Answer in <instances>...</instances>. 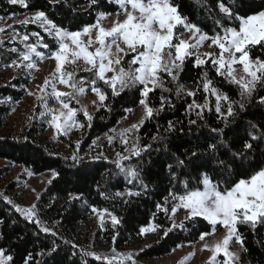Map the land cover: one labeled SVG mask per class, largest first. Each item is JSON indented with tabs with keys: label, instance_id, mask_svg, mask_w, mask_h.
<instances>
[{
	"label": "trees",
	"instance_id": "obj_1",
	"mask_svg": "<svg viewBox=\"0 0 264 264\" xmlns=\"http://www.w3.org/2000/svg\"><path fill=\"white\" fill-rule=\"evenodd\" d=\"M220 2L221 0H171L173 5L178 6L182 16L187 17L189 22L209 35L219 30L218 19L225 26L239 27L238 20L229 21L219 12ZM222 2L234 14L242 17L264 10V0H222ZM27 4L28 7L24 8L20 5H9L7 0H0V17H12L13 14L14 17H19L43 11L57 27L74 32L93 24L100 13L113 14L120 10L115 0H96L90 7L89 0H59L55 4L50 3V0H27ZM5 29L3 34L6 37L0 39L3 41L0 45V69L17 59L19 52L26 50L19 36L14 40L11 38L14 31L20 36L29 34V42L33 44L37 43V38L30 34L39 33L41 43L47 44L48 47L38 45V51L50 52L57 47L56 39L49 36L37 24L25 26L19 21H12L5 26ZM13 48L17 49V52L10 51ZM251 55L253 58L257 56L264 58V50L256 45L252 48ZM130 56L131 54L125 57V60ZM194 62V56L185 59L178 83L184 86L185 91H195V97L184 94L178 96L175 91L176 85L164 73H161L164 84L172 91L164 92L157 88L149 94L150 104L155 108L160 107L162 95L171 101V105H165L164 110L158 115L154 114L146 119L138 132L129 134L130 141L138 138L142 146L151 145L149 151L142 153L140 157L132 156L122 162L125 167L134 166L139 171V179L131 183L113 162L116 159V152L123 148L118 135L121 131L116 130L112 133L110 130L115 129L119 120L125 116L126 108L131 109L139 103L138 88L141 86L125 89L116 97L111 95L110 88H105L108 95L105 102L107 109L102 107L97 111L95 108L90 113L93 117L90 127L83 111H78L77 120L85 127L76 129L71 136L58 135L59 144L62 146L60 149L52 140L45 137L46 118L41 117L40 111L37 110L20 135H2L5 118L10 110L9 103L21 98L28 83V76L14 72L8 77H0V160L20 165L32 174L52 170L58 173L55 179L50 178L52 182L45 184L39 193L40 198H36L32 203L37 205L36 211L41 222L57 233L56 236L41 231L34 222L23 218L12 205L5 202L4 198L7 197L14 204L24 207L10 195V191L16 186L15 182L12 181L4 187L0 185V220L3 221L0 224V249H3L7 255L13 256L12 264H23L24 258L29 253L32 254L31 264H82V260H87L88 264H107L103 259L82 258L81 249L91 250L84 249L80 241L73 237L77 226L92 207L100 210L108 209L120 220V223L113 228L110 217L105 216V228L95 231L94 240L100 237L107 251L94 252L101 257H111L112 250L115 249L117 253L132 254L135 264H143L142 260L164 256L177 246L196 242L202 232H211L212 227L207 221L201 217H194L175 223L176 227L164 236L163 229L171 227L173 220L168 218L169 213L166 215L163 211H158L157 205L163 204L170 190L182 193L184 182H187L189 187H196V181L202 171H208L214 181L229 179L238 181L264 167V140L251 141L254 148L235 158V170L230 177L222 173L219 168H215L212 160H209L206 169H197L189 163L193 150L203 153L202 160H208L210 154L207 153V145L210 143H217L219 149L217 155L221 159L228 160L231 152L242 151L243 143L250 139L249 133L260 135L264 130V104L257 103V99L264 96V87L257 86L256 93L247 103L245 110L239 112L237 109L239 114L227 127H224L223 122L217 117L214 97L209 99L211 111L206 109L203 113L204 118L198 119L195 110L188 111V105L193 99L197 103H203L204 93L198 88V82L206 69L214 86L227 93L233 100H239L240 97L238 87L217 76L211 63L195 67ZM88 76L90 73L83 70L78 72V77ZM100 86L104 87L102 84ZM70 106L81 109L83 103L80 97L79 103L73 100ZM169 121L173 123L174 131L168 130ZM190 121L196 123L191 124ZM253 124L256 127H252ZM214 128H224L223 136L213 132ZM108 135L115 137L112 144L108 142ZM154 136L157 137L155 140L152 139ZM221 138L230 145V151L218 143ZM74 152L83 157L78 164H74L70 159ZM123 154L127 155V153ZM97 156L101 158L95 159ZM180 160L185 163L179 164ZM169 164L172 165L171 170L168 168ZM8 171V165L0 166V179ZM128 191L139 192L140 195L129 196ZM116 192L124 195L116 197L114 195ZM69 193L77 196L78 199L70 202ZM105 196L108 198L106 199ZM181 223H183L182 228ZM153 225L159 226L158 231L139 235L141 227ZM238 230L243 236L244 246L248 249L247 253L241 252L240 264H264V225L257 224L256 229L253 230L249 225L242 224L238 225ZM114 236L115 240H113ZM53 244L56 245V250L49 255ZM73 244L77 247L73 248ZM112 264H132V261L113 259Z\"/></svg>",
	"mask_w": 264,
	"mask_h": 264
},
{
	"label": "snow or ice",
	"instance_id": "obj_2",
	"mask_svg": "<svg viewBox=\"0 0 264 264\" xmlns=\"http://www.w3.org/2000/svg\"><path fill=\"white\" fill-rule=\"evenodd\" d=\"M58 2L59 0H50V3L53 4ZM95 2L96 0H89L88 6L90 7ZM115 2L119 5L121 12L116 14L117 19L113 21L110 28H105L101 23L108 15H111L110 13H100L95 24L84 26L82 30L74 32L57 27L43 11L26 16L19 23L25 26L37 24L49 36L56 39L57 47L50 50L48 56H44L37 50V47L39 45L47 48L48 45L41 43L39 33L32 32L30 34L37 38V43L33 44L29 42V34L20 36L14 31L11 38L14 40L19 36L26 50L19 52L18 59L13 60L8 66L15 70H24L30 76L34 70H39L38 62H43L45 59L55 62L54 71L44 79L42 85L37 86L38 92L27 89L25 91L27 95L35 97L38 107H43L44 110L40 112V116L50 117L47 122L57 135H67L73 128L82 129L85 127L77 120L78 111H83L85 119L89 122L88 126H91L93 117L86 107L82 106L81 109H76L70 106L73 100L79 103V97L86 95L88 91H91L97 98L92 103L99 111L102 107L105 109L108 107L105 103L108 99L105 88H110L111 95L116 97L125 89L141 86L138 91L140 92L139 105L143 110V116L138 123L121 130L118 134L123 148L116 152V159L113 161L131 183L139 179V171L134 166L125 167L122 162L129 160L132 156L140 157L142 153L149 151L151 145L142 146L138 138L130 141L129 134L138 132L146 119L151 118L154 114L158 115L164 110L165 105H171V101L163 95L160 97L159 108L150 104L149 94L157 88L164 92L172 91L165 86L161 73L171 78V81L176 85L175 91L178 96L184 94L195 97V91H185L184 86L178 83L179 73L183 70L185 59L194 55L195 67L211 63L217 76L238 87L240 99L233 100L227 93L214 86L206 69L198 82V88L202 89L204 93L203 103H197L193 99V102L188 105V111L195 110L198 119H203L204 111L206 109L211 111L209 99L214 97L215 112L224 127H227L239 112L245 110L247 103L253 99L257 86L264 87V58L259 56L253 58L251 55L252 48L256 45L264 50V10L242 17L234 14L221 0L218 4L219 12L224 14V17L229 21L238 20L239 27L225 26L218 19L219 30L209 35L197 25L189 22L187 17L182 16L178 11V6L173 5L171 0H115ZM7 3L28 7L27 0H7ZM121 13L125 17L122 21L118 19ZM14 15L7 18L0 17V20L13 19ZM178 25L191 33L188 40L177 37L175 30ZM5 31L6 29L0 26V33ZM180 35L182 36L183 33ZM84 37H87V40ZM206 41H210L207 46L211 50L201 54L199 49L204 46ZM2 44L3 41L0 40V45ZM215 49H219V51L217 52ZM10 51L17 52V49L13 48ZM130 54L131 59L125 60V57ZM80 62L83 63V71L90 73V76L78 77ZM125 64L128 66L125 67ZM237 65L239 68L236 67ZM238 72L241 74L237 75ZM101 84L104 86L103 88L100 86ZM57 85L64 86L67 91H60ZM52 100L59 104V108L49 107V102ZM257 103L264 104V96H260ZM131 111L132 109H125V112ZM190 123L194 124L196 121H190ZM252 127H256V125L253 124ZM168 130H175L171 121H169ZM212 131L221 134V137L224 134V128H214ZM110 132L115 133L116 130L111 129ZM249 136L250 139L243 143L242 151L231 152L228 160L221 159L217 155L219 152L217 143H210L207 145V153L210 154L208 160H202L203 153L193 150L189 157V163L197 169H206L209 160H212L215 168H219L222 173L230 177L235 170V158L254 148L251 141L264 140V130L260 132L259 136L251 133ZM107 138L109 144H112L115 139L112 135H108ZM156 138L152 137L153 140ZM218 143L230 151V145L223 138ZM93 144L95 145L96 142L94 141ZM123 153H127V155ZM100 158V156L95 157V159ZM70 159L74 164H78L83 157L74 152ZM178 163L183 165L185 162L180 160ZM168 168L171 170L172 165L169 164ZM28 174L32 175L31 172ZM57 176L58 173L52 170V179ZM51 182L50 179L48 183ZM114 195L121 197L124 193L116 192ZM127 195L138 196L140 193L128 191ZM39 198L38 195L37 199ZM69 198L70 202L78 199L72 193H69ZM105 198L108 197L105 196ZM4 199L23 218L40 227L41 231L53 236L57 235L41 222L37 215L36 204L24 208L14 204L7 197ZM164 200L165 205L171 203V208L158 204L157 209L166 215L170 212L169 219H172L180 209H183L186 219L201 217L211 225V232H202L199 237L200 241H204L206 236L215 234L217 226L225 230L223 239L216 242L214 246L210 247L207 244L202 246V250L212 253L209 264H240V253L230 251V245L234 242L240 246L241 252L247 253L248 249L244 246L243 236L238 230V225H249L253 230L256 229L257 224L264 225V167L238 181L230 179L214 181L208 171H202L199 173L196 187H189L188 183L184 182L182 193L170 190ZM91 211L97 215L102 230L105 228V216L110 217L113 228L120 223L119 218L108 209L100 210L92 207ZM2 223L3 221L0 220V224ZM158 227L154 225L141 227L139 235L156 232ZM175 227L176 224L173 221L171 227L163 229L164 236H167ZM180 227H183V223L180 224ZM113 240H115V236ZM72 247L76 248L77 246L73 244ZM55 250L56 245L53 244L49 255ZM75 254L74 252L73 255ZM80 254L82 258L103 259L107 261V264H112L113 259L132 261V264H135L132 254L117 253L115 249L112 250L111 257H101L83 249L80 250ZM220 254L223 255V260L217 261V256ZM13 260V256L7 255L3 249H0V264H12ZM31 260L32 254L29 253L24 258L23 264H31ZM82 264H88L87 260H82Z\"/></svg>",
	"mask_w": 264,
	"mask_h": 264
},
{
	"label": "rangeland",
	"instance_id": "obj_3",
	"mask_svg": "<svg viewBox=\"0 0 264 264\" xmlns=\"http://www.w3.org/2000/svg\"><path fill=\"white\" fill-rule=\"evenodd\" d=\"M118 12H121L119 10ZM113 13L111 15H108L107 18L101 21L102 25L105 28H110L112 26V23L114 20L117 19V13ZM33 14H26L22 16L14 17L13 19H3L0 20V26H3L5 28L6 25L11 23L12 21H22L25 19L26 16H31ZM98 18V17H97ZM125 17L121 13L118 17L119 20H123ZM97 19L93 24H95ZM92 25V24H91ZM83 27L80 29L82 30ZM176 35L180 39L188 40L191 36V33L185 31L182 26H177ZM183 33L181 36L180 34ZM6 36L3 33H0V39L5 38ZM85 40H87V37H84ZM178 42V41H177ZM210 41H206L204 43V46L199 49V52L202 54L204 52L210 51L211 49L208 48V44ZM217 52L219 49H215ZM44 56H48L49 52L39 51ZM194 56V55H193ZM195 58V56H194ZM18 59V58H17ZM131 56L127 58V60H130ZM81 63L80 70H83V63ZM11 64V63H10ZM9 64V65H10ZM127 65V64H125ZM38 71H33L32 74L29 76L26 74L24 70H15L12 67L6 66L0 69V77H8L12 73L16 72L18 75H26L28 76V83L24 87V93L21 96V98L15 102H10V110L5 118V126L2 130V135L5 134H12L13 136L20 135L25 126L27 125V122L29 120V117H31L35 110L37 111H43V107L37 106V101L34 96L27 95L25 89L31 90L33 92H38L37 86L42 85L44 82V79L54 71L55 69V62L51 59H45L43 62H38ZM128 66V65H127ZM239 68V66H236ZM241 73H237V75H240ZM110 75V74H109ZM58 89L60 91H67V89L64 88L62 85H57ZM80 99L82 100L83 106L87 108V111L91 113L96 107L93 105V101L97 100L95 95L88 91L86 95L80 96ZM98 102V101H97ZM49 107L51 108H59V104H57L54 100L49 102ZM131 112H126L125 116L126 118H121L117 125L115 126V130L121 131L123 129H126L130 124L138 122L141 117L143 116V110L139 103L131 108ZM47 119H50V117L46 118V128L44 135L46 138L53 141L56 147L62 148V146L59 144L58 135L54 133L53 129L49 126ZM76 128H73L68 132L66 136H71L74 134ZM9 166L8 173L0 179V185L3 187L6 185H9L12 181L16 183V186L13 190L10 191V195L14 196L16 200L24 207H30L32 203L36 200L37 196L45 186V184L48 182V180L51 178V171L44 172L41 174H32L29 175L30 172L28 169L14 164V163H7L4 160H0V166ZM165 206V201L162 204ZM168 208H171V203L167 204ZM169 216H171V213L169 212ZM186 214L183 209H180L174 217H172V220L177 223L185 218ZM149 227V226H148ZM100 229L99 221L97 218V215L95 213H92V211L88 212L84 218L83 221L79 223L77 226L76 232L73 234V237L76 240H79L81 243V246H83L84 249H89L93 252L102 253L106 251L104 248V241L101 240L100 237L96 238L94 240V233L96 230ZM225 234V230L219 226L217 228V231L213 235H209L205 237L204 241L198 240L194 243H189L185 245L177 246L173 250H171L170 253L157 257V258H150L142 260L143 264H209V259L212 255V253L208 250H202V246L204 244L209 245L210 247L214 246V244L218 241H221L223 239V236ZM200 237V236H199ZM80 246V245H79ZM230 251L233 252H239L240 246L236 243H231L230 245ZM107 252V251H106ZM223 255L220 254L217 256V261H222Z\"/></svg>",
	"mask_w": 264,
	"mask_h": 264
}]
</instances>
